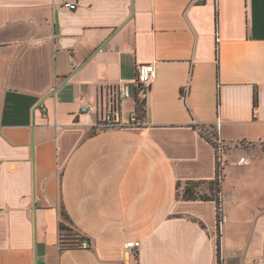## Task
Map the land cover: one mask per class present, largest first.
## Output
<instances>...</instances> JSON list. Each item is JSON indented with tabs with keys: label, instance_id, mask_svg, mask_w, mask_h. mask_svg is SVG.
Here are the masks:
<instances>
[{
	"label": "crops",
	"instance_id": "0c3cea01",
	"mask_svg": "<svg viewBox=\"0 0 264 264\" xmlns=\"http://www.w3.org/2000/svg\"><path fill=\"white\" fill-rule=\"evenodd\" d=\"M143 63L157 74L148 125L97 129L118 104L136 113ZM201 128L227 146L221 177ZM215 179L223 218L216 200L180 195ZM61 223L91 247H62ZM259 259L264 0H0V264Z\"/></svg>",
	"mask_w": 264,
	"mask_h": 264
},
{
	"label": "built area",
	"instance_id": "2783aa9c",
	"mask_svg": "<svg viewBox=\"0 0 264 264\" xmlns=\"http://www.w3.org/2000/svg\"><path fill=\"white\" fill-rule=\"evenodd\" d=\"M66 7L71 9H76L77 4L71 1L64 3ZM156 68L154 63H143L137 66V75L134 80L135 84L138 86V96H137V111L135 114H132L130 118L126 121L122 118L121 112L119 111V104L117 109H111L108 111H101L97 116L94 126L97 129H106V128H119V127H142L148 125L146 119L147 116V98L149 95V89L156 79ZM130 92L128 85L125 81L121 82L117 87V95L115 99L117 103L122 99L128 98ZM43 106V105H42ZM43 110L46 111L47 108L43 106ZM80 111L83 113H97V107L95 104L87 103L81 106ZM225 142L219 137L216 140V158H217V169L220 177L224 171V166L226 161L224 160V154L226 151ZM241 162H246V158L242 157ZM220 216L224 217L222 207H220ZM127 247L133 250H136L140 246V241H129L127 242ZM78 246L83 248L91 247V243L88 241H80ZM256 264H264V259H259Z\"/></svg>",
	"mask_w": 264,
	"mask_h": 264
},
{
	"label": "trees",
	"instance_id": "16d2710c",
	"mask_svg": "<svg viewBox=\"0 0 264 264\" xmlns=\"http://www.w3.org/2000/svg\"><path fill=\"white\" fill-rule=\"evenodd\" d=\"M201 133H205L204 128L200 129ZM209 139L213 141V143H216V140L219 138L218 132L216 130L209 131L208 134H206ZM204 185L206 187V190L200 188ZM178 186H181L179 183ZM203 187V188H204ZM180 190V188H179ZM180 192H178L179 194ZM220 193H221V187H220V182L219 180H213V181H187L182 189V194L181 197L183 199L187 200H195V199H200V200H216L218 204V213L220 212ZM62 216L64 219H68V214L66 211L63 209L62 211ZM219 218V216H218ZM61 232H60V244L62 247H74L78 246V243L81 240V236L79 233L73 228L68 227L64 223H61L60 226Z\"/></svg>",
	"mask_w": 264,
	"mask_h": 264
}]
</instances>
